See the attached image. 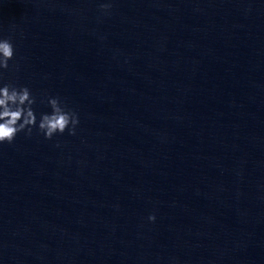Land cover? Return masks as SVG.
Wrapping results in <instances>:
<instances>
[{
	"label": "water",
	"instance_id": "95a60500",
	"mask_svg": "<svg viewBox=\"0 0 264 264\" xmlns=\"http://www.w3.org/2000/svg\"><path fill=\"white\" fill-rule=\"evenodd\" d=\"M2 39L37 126L0 144V264H264V0H0Z\"/></svg>",
	"mask_w": 264,
	"mask_h": 264
},
{
	"label": "clouds",
	"instance_id": "9594fccd",
	"mask_svg": "<svg viewBox=\"0 0 264 264\" xmlns=\"http://www.w3.org/2000/svg\"><path fill=\"white\" fill-rule=\"evenodd\" d=\"M111 7V3L102 4L101 11L109 13ZM13 58L12 42L9 39L0 40V69H8V62ZM35 102V98L27 87L18 89L12 85H5L0 88V144H11L21 132L31 136L33 127L37 126L32 107ZM48 104L52 111L50 114H42L38 124V130L44 138L51 140L54 135H62L66 130L69 135H75L79 124L77 114L66 111L58 98H49ZM148 219L154 222L155 216H149Z\"/></svg>",
	"mask_w": 264,
	"mask_h": 264
}]
</instances>
